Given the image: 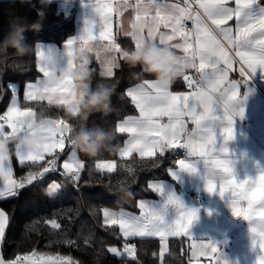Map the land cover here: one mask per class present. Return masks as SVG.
Returning a JSON list of instances; mask_svg holds the SVG:
<instances>
[{
	"label": "snow or ice",
	"instance_id": "obj_1",
	"mask_svg": "<svg viewBox=\"0 0 264 264\" xmlns=\"http://www.w3.org/2000/svg\"><path fill=\"white\" fill-rule=\"evenodd\" d=\"M187 2V0H186ZM199 7L203 10L204 15L219 30L220 35L235 49V56L239 57L241 63V76L245 75L247 70L252 73L257 71V66L264 70V3L260 0H234L235 7L229 6V0H197ZM125 9L132 7L136 12V21L131 24L132 31L127 35L132 36L135 46L139 47L145 40L156 41L159 35V43L161 45L168 44L172 48L182 49L183 56L176 55L177 66L180 75L184 76L188 87L196 85V90L191 95L173 94L169 89H158L153 81L145 80L142 84L134 89H129L127 95L135 102V106L139 109L140 116L129 117L123 122L118 123L117 131L120 133L132 134L131 139L127 142V146L120 150L121 156L130 154L131 150L137 149L141 156H152L156 150L163 152L168 148H185L189 150L190 155H199L200 157H208L210 152L215 148L219 153H227L228 149L221 146L218 140H223L226 145L228 140L233 138L232 120L236 115L235 103L238 91L237 82H230L225 91L213 100L212 93H215L220 85L227 80L228 70L231 69L235 62L234 58L225 50L224 45L208 24L201 18L200 13H193L190 6L181 7L179 4L160 3L158 0H148L143 3L137 0L135 5H130L125 0L123 5ZM94 16L92 20L85 22L84 32L86 35L80 37L84 44L88 41L96 39L95 30L99 33V39L108 40L109 43L103 46L108 52H117L122 56L123 51L119 44L111 37V17L108 13L112 8L108 4L97 3L92 5ZM107 9V12L105 11ZM183 12L186 19L193 20V30L188 32L185 30L184 22L177 25L176 14ZM151 14V15H150ZM95 16H99V21H95ZM148 17L147 20L144 18ZM235 19V29L232 27H223L227 22ZM170 28L171 34L161 32L160 28ZM147 28V37L144 35V29ZM177 36L181 37L183 43L169 44ZM194 37V43L191 42ZM73 40H68L67 45L71 46ZM84 49L83 47L81 50ZM49 52V51H48ZM99 55V54H98ZM68 63L72 64L73 52L68 51ZM198 61V63H197ZM221 62L225 65L220 67ZM116 64L115 56L111 60L105 61L104 75L112 76ZM186 68L195 69L199 74L198 80H193L189 76L184 75ZM211 69V71H208ZM40 71L47 77L45 70V56L42 60ZM9 88L15 91V85H9ZM57 91H66L74 98V92L70 84L64 83L57 87H50L46 80L40 81L38 84L29 83L26 86L25 99L35 100L44 99L45 93L51 94ZM230 93V95H229ZM51 102V95L47 97ZM217 101L223 102V116L215 115L216 108L219 107ZM202 108V112L197 109ZM34 117L31 109L21 111L15 100L12 101L5 117L3 119L13 132L23 128L26 122L13 120L16 116ZM189 116L195 123L196 128L191 134L186 132L183 116ZM157 116H167L169 121L167 124L161 125L153 119ZM29 121V120H28ZM219 121V124L216 122ZM226 122V123H225ZM49 125L55 124L57 127L68 128L63 121H47ZM30 127V125H29ZM217 128H223L224 135H217ZM46 142L35 152H25L22 148L17 147V156L21 164L26 161L36 163L44 160V154H52L53 150L65 147L66 137L61 134L59 139L55 138V133L51 128L42 129ZM184 135L187 139L181 143L180 137ZM4 124H0V137H4ZM49 165H55V160L49 161ZM65 174L72 180H79L80 171L84 168V164L77 158V153L72 151L69 160L63 164ZM97 168L112 172L115 168L114 163H98ZM179 169L194 173L197 171L193 163H186L185 160L179 161ZM50 171V167H43V171L29 172L26 177L16 180L13 178L11 164L8 162V156L0 155V200L9 198H18L20 193L31 186L38 177H43L45 173ZM175 178V172L170 173ZM206 190L209 193L218 191L221 197L226 192L231 193L230 205L233 215L242 217L248 221L250 232L252 234V242L254 247L259 246L264 249V172L258 177L237 180L231 161L229 159H211L205 162ZM219 180V184L214 181ZM151 187L163 193L162 185H151ZM62 188L59 183L53 182L49 186V192L55 194ZM247 200V208L240 207V201ZM259 203V221L254 220L256 212L255 205ZM167 204H174L181 210V218L175 223L165 222L161 212L155 209L147 212L143 218L135 217L121 213L119 217L116 213L105 210L103 215L106 224H119L123 235L128 236H156L159 235L163 240L166 235H178L181 231L187 232L196 218V213L190 210H184L182 202L174 195L167 196ZM142 209L146 208L145 202L140 203ZM11 219L9 215L0 209V245L7 236V230L10 226ZM52 227L59 228L60 225L55 221ZM108 251L117 256L121 255L116 247H111ZM125 251L132 254L135 249L125 246ZM219 250L214 245L201 243L195 246L193 255L197 252L207 255L209 252L217 253ZM21 258L16 257L15 260L6 261L0 255V264H17ZM27 259V257H25ZM51 259V257L49 258ZM61 264H70V258H59ZM217 264H220L217 261ZM258 264H264V257H261Z\"/></svg>",
	"mask_w": 264,
	"mask_h": 264
},
{
	"label": "trees",
	"instance_id": "obj_2",
	"mask_svg": "<svg viewBox=\"0 0 264 264\" xmlns=\"http://www.w3.org/2000/svg\"><path fill=\"white\" fill-rule=\"evenodd\" d=\"M58 6L53 2L42 4L41 0H0V39L7 35L12 23H21L30 26L25 35L32 45L30 53L24 57L15 56L11 50L0 54V117L12 98L9 85L17 84L19 106L31 109L34 117L43 110L45 119L63 121L69 127H79L82 123L79 119L71 118L67 112L68 107L64 105L24 98L27 83L35 81L39 76L37 45L52 43L62 46L75 34L74 17L59 11ZM120 47L122 50L134 48L126 39L120 40ZM117 65L113 75L106 77L99 74L98 64L93 60L88 66L93 73V87L97 83L115 85V93L111 98L113 111L106 116L93 112L86 121L89 126L95 124L113 132V150L95 158L76 151L78 159L84 164L78 180V190L61 188L58 193L53 194L48 190L50 184L60 181L50 176L23 190L18 199L0 200V208L11 219L7 236L0 245V254L6 261L19 256L25 263V257L28 260L31 255L36 254L67 257L72 264H189L187 245L183 238H170L162 257L159 255L160 242L157 238L129 240L138 248L136 260L121 250L123 240L118 228L102 223L104 209L137 212L140 200L153 197L151 182L167 179L168 171L177 156L171 151L146 158L137 155L128 158L119 156L126 135L116 130L117 123L135 113L127 92L133 85L153 77L147 74L139 78L133 76L134 70L129 69L121 55ZM71 149L73 148L66 138L63 150L54 152L41 162L21 164L15 158L13 145L10 144L13 172L18 177H25L29 172L39 173L46 162L56 156L63 160ZM100 161H113L114 170L99 171L96 164ZM129 191L131 196L124 195ZM53 221L60 227H52ZM114 246L121 251V255L110 254L108 249Z\"/></svg>",
	"mask_w": 264,
	"mask_h": 264
},
{
	"label": "crops",
	"instance_id": "obj_3",
	"mask_svg": "<svg viewBox=\"0 0 264 264\" xmlns=\"http://www.w3.org/2000/svg\"><path fill=\"white\" fill-rule=\"evenodd\" d=\"M51 2L57 3L59 5V11H63L66 15H72L74 17L76 31L75 34L70 38L71 40H73V44L71 46L67 45V41L70 39H68L62 46H56L52 43L38 44L36 48V63L39 76L35 81L30 83L38 84L40 81L46 80V77L44 76L43 72L40 71V68L42 65L43 57L47 54L48 51H60L64 54L65 59H68L67 52L72 51L73 56L71 58L73 59V66L76 67V58L82 47L91 48V51L89 52V60H93L98 64V70L101 76H107L103 74L105 71V61L111 60L112 57L115 56L117 64L120 53H105L104 51H102L103 46L107 45L109 41L99 39V33L95 30L93 31L97 37L96 39L88 41L87 44H84L83 40L80 39L82 35H86L84 32V29L86 27L85 22L87 20L93 19L94 11L92 5H95L97 3L108 4L112 8V11L108 14L111 17V37L115 41V43L120 45V40L126 39L135 47V41L133 40L132 36L127 35V33L132 31L131 24L133 22H137L136 12L132 7H129L127 9L123 7V5L125 4V0H51ZM142 2L147 3L148 0H142ZM158 2L179 4L181 7H192V5L194 4L196 6V9L193 13H200L201 18L213 30V33L216 35L217 39H219L224 45L225 50L229 53L230 56L234 58L235 62L232 64L231 69L228 70L227 80L220 85L215 93H212L213 100L216 101L217 97H219L220 94L225 91L227 85L230 82H237L238 95L236 101H233V103H235V111L237 113L233 116L232 120L233 138L231 140H228L226 145H223V140H218V143L221 144V146H225L228 149L227 153H219L218 150L214 148L210 152L208 157H200L199 155L195 154L190 155L189 150L185 148L166 147L163 152L156 150L154 155L158 153H164L166 151L175 152V154L177 155L172 167L168 171V178L151 182L150 188L152 190L153 197L140 200L137 212L132 213L125 210L104 209L102 211V223L108 226H116L123 241H129L135 238H157L160 242L159 255L161 257L166 253L167 243L170 238H183L187 245V258L189 260V264H217V261H219L220 264H258L259 259L261 257H264V249H260L259 246L254 247L253 245L250 226L255 225H250L249 222L244 220L242 217H236L233 215L230 205V192H226L223 197H221L218 191L209 193L206 190V180L204 176L205 162L211 159H229L231 161L235 177L238 181L244 180L249 177H258L260 173L264 172V70H261L259 66H257V71L255 73H252L250 70H247V66L244 65V68L246 69L245 75L241 76V63L239 62V57L235 56V49L228 45V42L224 40L222 35H220L219 30L216 29L215 25H212L211 21L207 19V17L203 13V10L199 7V3L197 2V0H187V2L186 0H158ZM127 3L130 5H135L137 3V0H127ZM229 6L235 7L234 0H229ZM105 11L107 12V9ZM99 19V16H95L94 22H98ZM144 19L147 20L148 17H145ZM185 20L188 21L189 26V30L186 31L191 32L194 27L193 20ZM235 23V19H233L227 22V24H225L223 27H232L234 30ZM160 31L171 34V29L164 28L163 26H161ZM144 35L145 37H147V28L144 29ZM156 42L159 43V35H157ZM191 42L194 43V37L192 38ZM175 43H183L182 38L177 36L173 41L169 42V44ZM173 50L178 56L184 55L182 49L173 48ZM220 67H225L223 62H221ZM115 68L116 67H114L112 71H114ZM208 71H211V69H209ZM184 75H187L190 78L194 76L199 78V74L196 72V70L191 68H186L184 70ZM147 80L152 81L153 78ZM142 83L143 81L133 85L129 89H134ZM186 83L187 81L184 80V76L180 75L175 80L173 85L169 88V91H171L173 94L191 95V93L196 90V85L193 89H186ZM26 86L24 89V98ZM49 95H51V102L47 98ZM73 99L74 98L69 95L68 92L57 91L51 94L45 93L44 99L35 100L44 101L56 105H64L68 107L73 102ZM131 102L135 108V113L132 116L125 117L118 123L123 122L129 117L138 118L140 116L139 109L135 106V102H133L132 98ZM217 102L219 103V107L216 108L215 115L223 116V102ZM20 110L24 111L25 109L20 107ZM197 111L202 112L203 109L198 108ZM6 114L7 111H5L3 115ZM23 117H25L26 122L29 120V116L27 114L25 116H17V120L21 121ZM153 119L161 125L167 124L169 121V118L167 116H157L153 117ZM182 119L185 123L186 132L191 134L196 128L195 123L187 115L183 116ZM46 120L57 121L55 119ZM216 123L219 124V121H217ZM1 124H4L5 135H10L11 131L8 124L6 122H3ZM49 128L52 129L56 136L59 127H57L55 124H52L49 125ZM20 130H24V126ZM20 130L17 132H20ZM216 131L218 136L222 137L224 135L223 128H217ZM123 134L126 135V140L121 149L127 146V142L131 139L132 136V134L127 132ZM186 139V136L181 135L180 141H185ZM11 144L13 145V142ZM13 150L15 158L18 160V162H20L17 156V147H13ZM54 150V152H56L60 149L56 148ZM120 150L119 156L122 158H128L132 155H137L143 158L154 156H141L140 151L137 149L131 150L130 154L126 156H121ZM181 150L185 151V155L183 157L178 156L179 151ZM44 155L45 157L49 156V154ZM181 159L185 160L186 163H193L197 171L194 173H189L187 171L180 170L179 161ZM8 162L12 167L10 154L8 155ZM65 162L67 161L64 159L62 161L61 168H63V164ZM98 163L103 162L100 161L97 162V164ZM108 163L114 162L110 161ZM97 169L99 171H103L99 168ZM172 171L175 172V178L170 174ZM105 172L108 171L105 170ZM214 183L219 184V180L217 179L216 181H214ZM154 184L162 185L163 193L154 190L151 187V185ZM169 194L176 196L182 202L184 210H190L196 213V218L193 220L187 232L181 231L178 235H166L163 240L159 235L125 237L119 224L105 223V218L103 215L105 210H111V212L116 213L117 217H119L121 213H124L127 215L143 218V216L147 212L155 209L157 212L162 213L165 222L174 224L176 220H179L181 218V210L178 209L174 204L166 203L167 196ZM196 196L200 197L199 203H196L194 200ZM141 202H145L147 207L142 209L140 207ZM247 206V200L240 201V207L247 208ZM254 207L256 209L254 220L259 221V203L257 202ZM208 242L217 247L219 251L217 253L209 252V254L207 255L197 252L195 256L193 255L196 245ZM50 257L51 256H37L36 254L31 255L23 264H61L59 259H56L54 257H51V259H49Z\"/></svg>",
	"mask_w": 264,
	"mask_h": 264
},
{
	"label": "clouds",
	"instance_id": "obj_4",
	"mask_svg": "<svg viewBox=\"0 0 264 264\" xmlns=\"http://www.w3.org/2000/svg\"><path fill=\"white\" fill-rule=\"evenodd\" d=\"M50 2L51 0H41L42 4ZM185 19L186 15L183 12L176 14L178 26ZM29 27L21 23H12L7 35L0 39V54H6L11 50V53L17 57L28 55L32 45L28 42L25 32L29 30ZM90 51L91 48L79 51L76 67L73 66V59L72 64L69 65L68 59H65L62 52L49 51L45 55V70L48 73L46 82L50 87H57L64 83L71 85L75 95L67 112L71 118L82 121L79 127H61L59 131L65 135L74 151L95 158L104 152L113 150L114 134L99 125L89 126L86 121L93 112H100L106 116L113 111L111 98L115 93V85L97 83L95 87L92 86L93 73L88 67ZM102 51L109 53L103 48ZM122 58L129 69L134 70L132 71L133 76L139 78L146 74L150 75L153 77L152 81L155 86L161 90L169 89L180 76L176 53L168 44L161 45L153 40H145L139 47L124 50ZM137 69L138 71H135ZM46 122L43 110L34 118H30L26 122L23 134L14 137L17 147L25 152L38 151L46 142L45 136L42 135V129L49 128ZM0 155H9L6 139H0ZM124 195L131 196L132 193L129 191Z\"/></svg>",
	"mask_w": 264,
	"mask_h": 264
},
{
	"label": "built area",
	"instance_id": "obj_5",
	"mask_svg": "<svg viewBox=\"0 0 264 264\" xmlns=\"http://www.w3.org/2000/svg\"><path fill=\"white\" fill-rule=\"evenodd\" d=\"M191 9L194 12V10L196 9V6L193 4L192 7H191ZM59 10H60V8H59ZM184 26H185V30H189V26H188V21L187 20H184ZM191 79L198 80L199 78H197L196 76H194V77H191ZM185 87H186V89H193L195 87V84L193 85V87L189 88L188 87V83H186L185 84ZM14 137L15 136H13V135H5L4 137H1V138L7 140L8 147H9V145L12 142L15 141ZM180 142L183 143L184 141L181 140ZM184 155H185V151L184 150L179 151V154H178L179 157H183ZM52 160H55V165L54 166L53 165H49V163H48L49 161H52ZM49 161L46 162L45 167H50V171L48 173H45L43 177H38V179L36 181H34L33 184L31 186H28L26 189H28V188H30V187L38 184L39 182L43 181L45 178L51 176V177H56L57 179H59V181H60L59 184L62 185V188L71 187V188H74L75 190H78V188H79L78 180H76V181L72 180L67 174H65V172L62 169H58L57 168L56 163L58 161V157L57 156L56 157H53ZM42 171L43 170H41L40 172H42ZM80 175H81V173H80ZM13 178H15L16 180H20L23 177H18L13 172ZM21 193H20V195H21ZM20 195H19V197H20ZM18 198H15V199H18ZM194 200H195L196 203H199L200 202V197L199 196H196ZM126 245L128 247L134 248L135 249L134 253L130 254V253L126 252L125 251V246ZM121 250L123 252H125L129 257L134 258V259L137 260V258H136V252L138 251V248L134 244V242L122 241L121 242ZM22 263H24V259L23 258H21L19 261H17V264H22Z\"/></svg>",
	"mask_w": 264,
	"mask_h": 264
},
{
	"label": "rangeland",
	"instance_id": "obj_6",
	"mask_svg": "<svg viewBox=\"0 0 264 264\" xmlns=\"http://www.w3.org/2000/svg\"><path fill=\"white\" fill-rule=\"evenodd\" d=\"M119 54V53H118ZM11 85H15V91H13L12 89H11V91H12V98H11V101H10V103H9V105H8V107H7V109H6V111H8V109H9V107L11 106V104H12V101H13V99L15 98V100L17 101V103H18V105H19V100H18V86H17V84H11ZM26 110L27 109H25L24 111L26 112ZM6 115H2L1 117H5ZM13 120H17V116L16 117H13ZM21 121H24V122H26V119H25V117H23V119H21ZM5 123V121L3 120V119H0V124L1 123ZM25 125H26V123L24 124V127H25ZM10 128V131H11V133H10V135H14V136H16V135H18V134H23V131L24 130H20V132H13V129H11V127H9ZM61 127H59V129H60ZM59 129L57 130V137L55 136V138L56 139H59L60 137H61V132L59 131ZM42 135H46V134H44V133H42ZM1 139V138H0ZM13 147L14 148H16L17 147V144H16V141H14L13 142ZM58 149V148H57ZM55 150H53V152H54ZM72 151H74L73 149H71L70 151H69V153L67 154V156L64 158L66 161H68L69 160V157H70V155H71V153H72ZM52 152V153H53ZM76 152V151H75ZM77 153V152H76ZM46 155H47V153H45ZM44 157H45V155H44ZM58 157V161H57V163H56V166H57V168L58 169H62L63 171H64V169L63 168H61V164H62V161L64 160H61L60 159V157L59 156H57ZM78 158V157H77ZM101 162H103V163H108V162H110V161H101ZM113 162V161H112ZM44 167H45V165H44ZM43 170V169H42ZM103 171H105V170H103ZM65 172V171H64ZM82 171H80V173H81ZM40 183V182H39ZM108 211H110L111 212V210H108ZM115 247V246H114ZM117 248V247H116ZM118 249V248H117ZM118 251L121 253V251L118 249ZM111 255H113V256H117V255H115V254H112V253H110ZM44 257H49V256H44ZM51 257H54V258H56V259H59V258H62V257H60V256H51ZM70 264H72V263H70Z\"/></svg>",
	"mask_w": 264,
	"mask_h": 264
}]
</instances>
